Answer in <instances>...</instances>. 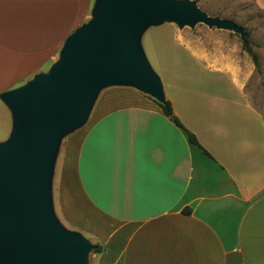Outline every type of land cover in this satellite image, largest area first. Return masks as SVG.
<instances>
[{
  "label": "crops",
  "instance_id": "crops-1",
  "mask_svg": "<svg viewBox=\"0 0 264 264\" xmlns=\"http://www.w3.org/2000/svg\"><path fill=\"white\" fill-rule=\"evenodd\" d=\"M94 2L0 0V94L46 73ZM238 25L244 37L175 36L191 67L152 70L197 144L144 93L56 155L53 213L100 248L96 264H264V35Z\"/></svg>",
  "mask_w": 264,
  "mask_h": 264
},
{
  "label": "water",
  "instance_id": "water-1",
  "mask_svg": "<svg viewBox=\"0 0 264 264\" xmlns=\"http://www.w3.org/2000/svg\"><path fill=\"white\" fill-rule=\"evenodd\" d=\"M164 21L245 32L194 0H95L90 19L65 40L46 73L0 94L12 131L0 142V264H85L94 245L56 219L50 179L60 136L84 122L98 89L132 85L165 102L138 45L141 31Z\"/></svg>",
  "mask_w": 264,
  "mask_h": 264
},
{
  "label": "rangeland",
  "instance_id": "rangeland-1",
  "mask_svg": "<svg viewBox=\"0 0 264 264\" xmlns=\"http://www.w3.org/2000/svg\"><path fill=\"white\" fill-rule=\"evenodd\" d=\"M199 7L210 15H220L244 26L249 31L250 37L264 35V5L257 0H200ZM90 15L89 11L85 22L90 19ZM201 27L205 28L207 25L197 23L194 28L189 25L180 28L176 23L147 25L139 35L138 45L151 70L160 76L171 70L177 71L191 67L187 63L189 52L184 47L183 41L176 37L198 35V29ZM227 33L236 35L232 32ZM250 45L253 46V43ZM144 93L132 85L125 84L100 87L84 122L60 136L56 153L57 160L66 152L74 149L87 124L94 116L109 108L133 103L137 101V95ZM12 127L10 111L0 102V142L9 137ZM52 183H54V178H52ZM53 199L55 200L54 197ZM60 222L66 230L73 231L66 222L62 220ZM85 264H96L91 251L87 254Z\"/></svg>",
  "mask_w": 264,
  "mask_h": 264
},
{
  "label": "trees",
  "instance_id": "trees-1",
  "mask_svg": "<svg viewBox=\"0 0 264 264\" xmlns=\"http://www.w3.org/2000/svg\"><path fill=\"white\" fill-rule=\"evenodd\" d=\"M245 48H246V47H245ZM247 50H248L249 53H251V55H252V57H253V61H254L255 63H257V57H256V55H255V54L251 51V49H249L248 47H247ZM156 102H157V104L162 108L163 112H164L167 116H169V117L172 119V121H173L177 126H179L180 128H182V129L184 130L185 135H186V137H187V140H188L190 143L197 144V140H196L195 136H194L192 133H190L189 131H187V130L181 125V123L178 121V119L173 115V112H172V109H171V104H170V102H169L168 100H166L164 103H160V102H158V101H156ZM186 212H187V210H186ZM94 251H95V252H99V251H100V248L97 246V247H95Z\"/></svg>",
  "mask_w": 264,
  "mask_h": 264
}]
</instances>
